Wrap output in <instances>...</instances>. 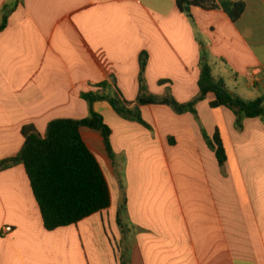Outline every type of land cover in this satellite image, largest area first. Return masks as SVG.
I'll return each instance as SVG.
<instances>
[{"label": "crops", "instance_id": "1", "mask_svg": "<svg viewBox=\"0 0 264 264\" xmlns=\"http://www.w3.org/2000/svg\"><path fill=\"white\" fill-rule=\"evenodd\" d=\"M233 21L223 8L176 0H0V162L16 157L32 124L41 135L59 118L89 116L82 93L109 82L129 101L147 90L188 103L199 93L201 62L234 94H264V0ZM209 93L192 112L140 106L149 125L93 104L112 130L82 127L112 196L109 208L49 231L23 164L0 171V264H264V118L236 125ZM203 129L219 130L221 166ZM125 209L122 224L119 211ZM6 227L12 230L6 231Z\"/></svg>", "mask_w": 264, "mask_h": 264}, {"label": "trees", "instance_id": "2", "mask_svg": "<svg viewBox=\"0 0 264 264\" xmlns=\"http://www.w3.org/2000/svg\"><path fill=\"white\" fill-rule=\"evenodd\" d=\"M181 11L192 18L191 9L199 6L205 9L223 8L233 21H237L245 10L244 3L216 0H176ZM9 11L0 24V32L8 26ZM147 55L141 62V92L136 101L127 100L122 92L111 90L109 82L96 85L98 90L82 93L90 105L89 116L81 119L59 118L51 121L47 134L41 135L34 125H25L22 133L25 143L20 153L0 162V171L15 164H23L31 181L34 195L40 205L45 228L49 231L76 224L91 215L110 207L112 202L110 186L96 153L89 148L81 132L82 127L99 130L110 158L116 154L111 144L112 130L104 117L96 112L93 104L108 101L123 118L138 121L149 126L142 118L140 106L166 104L178 113L192 112L197 115L196 105L205 100L209 93L215 95L211 107H227L237 117L236 125L243 127L246 118H264V94L254 100H246L234 94L223 78H216L207 61L201 62L199 95L188 103H180L173 96H159L147 90L145 70ZM204 137L220 163L224 166L228 156L219 130L210 137L203 129ZM125 209L119 211V223ZM120 264H128L122 259Z\"/></svg>", "mask_w": 264, "mask_h": 264}, {"label": "built area", "instance_id": "3", "mask_svg": "<svg viewBox=\"0 0 264 264\" xmlns=\"http://www.w3.org/2000/svg\"><path fill=\"white\" fill-rule=\"evenodd\" d=\"M10 230H12L11 227H6V231H10Z\"/></svg>", "mask_w": 264, "mask_h": 264}]
</instances>
